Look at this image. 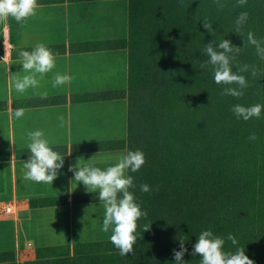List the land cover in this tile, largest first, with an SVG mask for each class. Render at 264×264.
Segmentation results:
<instances>
[{"label":"trees","instance_id":"16d2710c","mask_svg":"<svg viewBox=\"0 0 264 264\" xmlns=\"http://www.w3.org/2000/svg\"><path fill=\"white\" fill-rule=\"evenodd\" d=\"M127 37L98 42L96 48H127L129 82L125 90H110L47 98L40 103H74L127 98L128 133L112 139L55 148L60 154L101 150H141L145 164L128 171L130 188L147 216L137 222L133 253L121 256L111 241L37 250V260L17 263L14 253H0V264H175L173 250L180 239L188 252L187 264H200L193 256L198 235L211 230L225 240L224 250L243 248L255 264H264V107L259 118L247 121L231 111L234 105L264 106V60L247 44L252 32L264 46V0H128ZM247 12L237 31L235 20ZM203 21L212 24V32ZM228 39L241 51L231 62L255 66L239 72L248 87L241 97L221 95L211 67L201 69L206 44ZM244 42L245 45L244 46ZM215 46V45H214ZM211 97V99H210ZM255 134L256 140L249 137ZM30 154V153H29ZM148 184L151 191H140ZM98 200V192L47 198L41 204ZM145 228H149L145 231ZM232 234L237 244L227 239ZM58 249V251H55Z\"/></svg>","mask_w":264,"mask_h":264},{"label":"crops","instance_id":"0c3cea01","mask_svg":"<svg viewBox=\"0 0 264 264\" xmlns=\"http://www.w3.org/2000/svg\"><path fill=\"white\" fill-rule=\"evenodd\" d=\"M118 1L122 0H37L35 15L23 25L11 16L0 20V253H14L17 263L37 260L39 249L110 241L111 230L102 231L105 209L99 201L48 205L40 201L95 193L74 183L69 166L95 156L91 163L106 169L126 149L61 154L64 167L52 184L25 180L23 164L30 156L29 131L42 130L52 149L127 137V98L40 103L47 98L127 89L128 49L95 45L127 37L129 1L123 0L125 18L105 11L92 17L86 12L99 2ZM38 43L53 52L55 67L43 78L37 74L38 87L17 93L15 78L27 74L18 53L31 51ZM56 73L72 77L70 83L53 87ZM44 92L47 97L41 98ZM18 108L24 109L19 119L14 115ZM8 206L13 208L11 213L6 211Z\"/></svg>","mask_w":264,"mask_h":264},{"label":"clouds","instance_id":"9594fccd","mask_svg":"<svg viewBox=\"0 0 264 264\" xmlns=\"http://www.w3.org/2000/svg\"><path fill=\"white\" fill-rule=\"evenodd\" d=\"M246 4L247 0H238V6ZM37 7V0H0V20L11 16L23 25L27 18L35 15ZM217 7L223 9L225 5L217 0ZM247 20V12L239 13L235 20L237 31ZM203 27L209 32L213 31L212 24L207 21H203ZM247 44L254 46L256 54L264 60V46L251 31L247 34ZM216 45V41L206 44L202 54L207 59L203 62L196 60V63H199L201 69L211 67L217 84L239 85V90L235 87H225L221 95L241 97L242 89L248 87V82L243 75L238 73L251 71V75L255 78L259 69L246 64L238 65V72L234 73L231 62L235 60L241 48L234 46L228 39L220 41L218 47ZM244 46H246L245 42ZM18 55L22 58L23 72L27 74L15 78L14 88L17 93L23 94L29 88L38 87L37 74L43 78L45 74L52 71L55 67V55L43 43L36 44L31 51H20ZM71 79L72 77L67 74L56 73L52 79V86L62 87L70 83ZM39 95L41 98L47 97L46 92ZM262 107L264 106L260 104L249 107L237 104L231 108V111L237 118L247 121L253 117L259 118ZM14 115L17 119L23 117L24 109H16ZM59 119L63 126V117ZM26 135L29 141L30 156L23 164L25 170L23 178L37 183L52 184L59 170L64 167V156L49 146V141L45 139L42 130L29 131ZM249 139L255 141L256 135L252 134ZM94 157L83 164L81 163L83 159H78L76 164L69 166V171L74 174L73 181L76 185L82 183L89 192L98 190V200L105 209L102 231L108 233L111 230V243L119 250L121 256H127L133 253V246L137 240L135 235L137 222L141 217H146L147 212L141 211L134 194L129 191L130 188L135 187L134 178L126 173L128 171L137 172L145 164V155L141 150L126 151L117 158L114 165L106 169L94 166L91 163ZM140 191L147 193L151 191V188L148 184H141ZM148 230L149 228H145V231ZM227 239L233 245L237 244L232 234H229ZM224 245L225 240L222 237L215 236L211 230H205L198 235L192 255L201 257L200 264H255L243 248H238L235 252H226ZM187 252L184 240L180 239L179 250H173L175 264H187L184 260Z\"/></svg>","mask_w":264,"mask_h":264},{"label":"rangeland","instance_id":"374dc122","mask_svg":"<svg viewBox=\"0 0 264 264\" xmlns=\"http://www.w3.org/2000/svg\"><path fill=\"white\" fill-rule=\"evenodd\" d=\"M106 6V7H105ZM126 3L122 1H118V3H110V2H99L97 5L89 7L86 12L91 15L92 17H95L96 15H99L101 11H105L106 14L110 13H116L117 15H121L122 18H125L126 16L124 15L127 11ZM128 13V11H127ZM124 15V17H123ZM91 18V17H89ZM128 20V16H127Z\"/></svg>","mask_w":264,"mask_h":264},{"label":"built area","instance_id":"2783aa9c","mask_svg":"<svg viewBox=\"0 0 264 264\" xmlns=\"http://www.w3.org/2000/svg\"><path fill=\"white\" fill-rule=\"evenodd\" d=\"M6 211L11 213L13 211V208L11 206H8Z\"/></svg>","mask_w":264,"mask_h":264}]
</instances>
